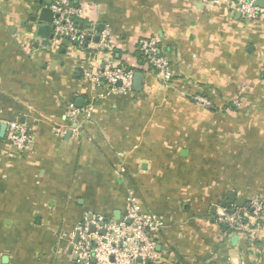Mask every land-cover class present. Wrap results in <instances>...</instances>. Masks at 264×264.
Returning a JSON list of instances; mask_svg holds the SVG:
<instances>
[{
    "label": "crops",
    "instance_id": "crops-1",
    "mask_svg": "<svg viewBox=\"0 0 264 264\" xmlns=\"http://www.w3.org/2000/svg\"><path fill=\"white\" fill-rule=\"evenodd\" d=\"M233 1L73 2L84 28L110 32L107 53L97 38L55 50L53 30L40 37L33 19L54 0H0V264H79L77 226L124 219L130 196L163 224L160 264H264V227L252 237L215 222L230 193L249 207L264 198V13L247 21ZM152 37L169 81L140 66L138 43ZM107 60L140 67L142 91L93 89L85 73ZM71 105L93 107L75 132ZM15 123L32 150L10 145Z\"/></svg>",
    "mask_w": 264,
    "mask_h": 264
},
{
    "label": "built area",
    "instance_id": "built-area-1",
    "mask_svg": "<svg viewBox=\"0 0 264 264\" xmlns=\"http://www.w3.org/2000/svg\"><path fill=\"white\" fill-rule=\"evenodd\" d=\"M256 1L234 0L231 8L241 14L245 20L255 21L264 13V9L256 5ZM50 8L54 17L51 40L53 49L58 50L66 45L83 49L99 37L103 51L107 53L114 51L115 44L109 31L105 30L99 34L93 29L81 27V24L85 25L87 20V10L83 5L74 4L71 0H54ZM159 45L158 37L142 39L138 43L137 52L146 63L147 70L169 81L171 80L170 64L161 55ZM139 69V67L114 66L110 60H107L102 68L86 71L85 77L93 89L104 88L118 96H125L133 92L135 74ZM193 101L203 108L212 107L211 101L204 96H196ZM234 104L237 105V102ZM92 111V106L78 108L71 105L67 112L69 128L73 132L77 131L78 119L90 118ZM7 139L18 151H29L33 148L32 134L20 124L9 126ZM249 210L248 221H245L244 214L239 210L225 208L216 216L215 222L222 228L228 227L239 232H247L255 237L259 229L264 227L259 224L264 221V201L260 198L253 199ZM162 227L163 224L155 216L142 213L138 200L130 196L124 219L116 221L100 216L85 217L76 228V233H79L78 243H72V246L79 264H160L155 236ZM75 235L74 233L73 237Z\"/></svg>",
    "mask_w": 264,
    "mask_h": 264
},
{
    "label": "water",
    "instance_id": "water-1",
    "mask_svg": "<svg viewBox=\"0 0 264 264\" xmlns=\"http://www.w3.org/2000/svg\"><path fill=\"white\" fill-rule=\"evenodd\" d=\"M74 3H77L78 0H71ZM256 5L259 8H264V0H257L256 1ZM53 13L50 9V7L44 8L41 10V12L39 13V16L37 18L33 19V22H39L41 23L38 27V35L42 38H44L46 41H49V38H53V35H51L50 37V31L53 30ZM81 27H83V24H81ZM104 26H100L98 27V31L100 33H102L104 31ZM99 37H97V41H99ZM144 78L145 75L142 72H137L135 74V78H134V86H133V92L135 93H139L142 91L143 88V84H144ZM118 86H120V83L118 84ZM71 134V133H70ZM236 205L237 208L243 209V207H247L249 208V205L245 204L244 201H237L236 200V195L234 193H230L227 196L226 201L222 204L223 208H230L231 206ZM217 207H214L213 209V214L216 213ZM92 232L94 231V229L91 230ZM79 240V233H76L75 235V240L73 242V244H77ZM73 251V246L70 248V253H72ZM76 259V258H75Z\"/></svg>",
    "mask_w": 264,
    "mask_h": 264
},
{
    "label": "trees",
    "instance_id": "trees-1",
    "mask_svg": "<svg viewBox=\"0 0 264 264\" xmlns=\"http://www.w3.org/2000/svg\"><path fill=\"white\" fill-rule=\"evenodd\" d=\"M137 56H138L139 60H142L141 55H140L138 52H137ZM145 64H146V63L143 62V63L140 64V66L143 68ZM139 68H140V67H139ZM139 70H140V69H139ZM258 198H260L261 200L264 201V198H262V197H260V196H259ZM243 217H244L245 221H248V216L244 215ZM259 224H260V225H264V221H262V222L259 223ZM223 228L226 229V228H228V227H223ZM228 229H230V228H228ZM230 230H231V229H230Z\"/></svg>",
    "mask_w": 264,
    "mask_h": 264
}]
</instances>
